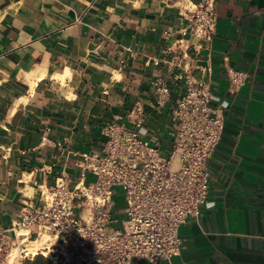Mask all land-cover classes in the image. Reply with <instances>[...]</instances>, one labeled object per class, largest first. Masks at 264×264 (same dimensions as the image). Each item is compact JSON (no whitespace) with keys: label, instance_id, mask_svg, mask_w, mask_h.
<instances>
[{"label":"crops","instance_id":"obj_1","mask_svg":"<svg viewBox=\"0 0 264 264\" xmlns=\"http://www.w3.org/2000/svg\"><path fill=\"white\" fill-rule=\"evenodd\" d=\"M201 1L0 0L1 229L63 173L80 182L76 153L101 154L103 127H130L138 103L152 143L169 156L170 106L188 72L229 108L208 161L212 205L179 228L183 250L161 264H264V0H216L211 48L185 30ZM230 69L247 74L238 94L229 92ZM67 70L65 81L56 77ZM158 76L171 91L163 110ZM94 181L86 172L84 182ZM22 264L53 263L38 253Z\"/></svg>","mask_w":264,"mask_h":264},{"label":"built area","instance_id":"obj_2","mask_svg":"<svg viewBox=\"0 0 264 264\" xmlns=\"http://www.w3.org/2000/svg\"><path fill=\"white\" fill-rule=\"evenodd\" d=\"M185 28L211 48L217 28L216 0H202L188 11ZM124 63V62H122ZM229 92L238 94L247 74L230 69ZM185 93L171 104L169 156L152 143L144 106L130 111V127L111 122L103 127L106 146L101 154L82 153V179L74 186L63 173L51 186L39 188L38 205L30 202L10 228H0V264H22L40 253L53 264H161L183 250L179 228L210 206L208 161L219 145L229 103L210 82H199L188 72ZM155 108L163 110L170 87L158 76L154 82ZM95 175L91 184L85 173ZM126 207L116 210V198ZM125 215L120 222L113 215ZM47 237L43 249L28 251L31 243Z\"/></svg>","mask_w":264,"mask_h":264},{"label":"bare ground","instance_id":"obj_3","mask_svg":"<svg viewBox=\"0 0 264 264\" xmlns=\"http://www.w3.org/2000/svg\"><path fill=\"white\" fill-rule=\"evenodd\" d=\"M70 75V71L67 70L65 72V74L63 75H56L57 78H61L63 79V81H65V77L69 76ZM72 76V75H71ZM70 76V77H71ZM71 79V78H70ZM48 240L47 237H44L42 240H38V241H35L33 243H31V245H29L28 247V251L32 254H35L38 250L40 249H43V246L45 245L44 243Z\"/></svg>","mask_w":264,"mask_h":264},{"label":"rangeland","instance_id":"obj_4","mask_svg":"<svg viewBox=\"0 0 264 264\" xmlns=\"http://www.w3.org/2000/svg\"><path fill=\"white\" fill-rule=\"evenodd\" d=\"M116 201H117V207H116L115 211L124 209L126 207V203H125L124 199L117 197ZM113 218L118 219L121 222L125 218V215H117L114 213Z\"/></svg>","mask_w":264,"mask_h":264}]
</instances>
